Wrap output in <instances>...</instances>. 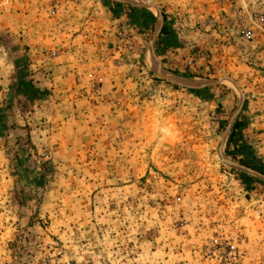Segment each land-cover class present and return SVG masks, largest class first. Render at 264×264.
<instances>
[{
    "label": "rangeland",
    "instance_id": "1",
    "mask_svg": "<svg viewBox=\"0 0 264 264\" xmlns=\"http://www.w3.org/2000/svg\"><path fill=\"white\" fill-rule=\"evenodd\" d=\"M9 1L0 264H264V0Z\"/></svg>",
    "mask_w": 264,
    "mask_h": 264
},
{
    "label": "crops",
    "instance_id": "2",
    "mask_svg": "<svg viewBox=\"0 0 264 264\" xmlns=\"http://www.w3.org/2000/svg\"><path fill=\"white\" fill-rule=\"evenodd\" d=\"M7 2L8 3L6 5H4L5 4L4 0H0V29L6 28L7 30L10 31L11 28H13L11 26V23H13V20L11 18L12 17L14 18L15 15H18V14L19 15L22 14L24 16V19L28 18L29 21L31 20L32 11H30L29 8H28V10L26 9L27 11H25L24 13H22L21 11H20L21 13H18L16 11V9L11 8V5H13V3L9 0H7ZM25 2L27 3V5L29 7H31V6H34L35 3L36 4L39 3V0H27ZM26 13L28 15H26ZM22 28L23 29L18 28L17 31L22 30L23 38L28 40L27 44L30 48V52H32L33 54L34 53H40V51L43 50V49H41L43 38H45V37L48 38L47 35H45V33H44V35L43 34H38V36L34 35V32L32 31L33 29L31 28V24H28L27 27H25V25H23ZM14 31H16V30H14ZM32 37L36 40L32 41ZM49 38H51V37H49ZM59 42L60 41H57L56 43H59ZM32 49H34V51H32ZM64 54H67V55H65V58H64ZM68 54L71 56L72 55L71 51H69V52H67L65 50L62 51L61 55L57 56V58H56V59H58V61L51 65V70L55 73V77L52 79V82H53L52 85H55V87L57 86V84H59V86H62L63 84H66V82H68V81L73 82V80H74L73 74H71V71H73L76 66H74L73 61L66 60V58L68 57ZM46 85H48V84H46ZM64 96L65 95H63V98H65ZM66 96H68V95H66ZM62 104L63 103H61V102L55 104L57 106H55L56 110L55 109L53 110V117L52 118L50 117V115L46 111V109L45 110H43V109L36 110L34 117L32 118L34 121H36V120L42 121V119L46 120V118L49 120L52 119V122H53L52 125L53 126L56 125L55 123H57L58 120H62V123H60V122L58 123V127H60V128H57V126H54V127L52 126L53 128H51V131H52L53 136H50L49 138H47V140L51 141V140L57 139L55 135H61L63 133L64 126L65 127L69 126V119L64 120V118L65 117L68 118L69 115L63 114L62 111H57V107L62 106ZM17 112L18 111H16V110L13 111V115L10 118L13 120H17V118H16ZM63 115L65 116L64 118H63ZM63 121H66V122H63ZM44 123H45V121H44ZM21 128H25V127H21ZM21 128L16 127L14 129H12L11 127H9L8 133L22 134L23 130ZM27 130L28 129L25 128V131H27ZM36 131L41 133V130H36ZM72 131H73V129H71V132ZM65 132H68V128L65 129ZM33 133H35V132H33ZM72 148H73V146L68 141H64V140H61L59 138H58V141L54 142V145H51V149H53V151H57V152H59V150H63V149L71 150ZM51 158L54 159L55 156L53 157V155L51 154Z\"/></svg>",
    "mask_w": 264,
    "mask_h": 264
},
{
    "label": "bare ground",
    "instance_id": "3",
    "mask_svg": "<svg viewBox=\"0 0 264 264\" xmlns=\"http://www.w3.org/2000/svg\"><path fill=\"white\" fill-rule=\"evenodd\" d=\"M146 57H147L146 59H147L148 65L150 66V68L154 69V73L163 75L162 71H160V69L158 68L157 62L154 59L151 49H149V51L147 52Z\"/></svg>",
    "mask_w": 264,
    "mask_h": 264
},
{
    "label": "trees",
    "instance_id": "4",
    "mask_svg": "<svg viewBox=\"0 0 264 264\" xmlns=\"http://www.w3.org/2000/svg\"><path fill=\"white\" fill-rule=\"evenodd\" d=\"M111 12L114 14V11L113 10H111ZM161 33H163V29L161 30ZM232 136H233V133H232Z\"/></svg>",
    "mask_w": 264,
    "mask_h": 264
}]
</instances>
